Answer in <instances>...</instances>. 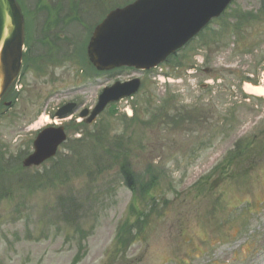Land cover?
<instances>
[{
    "label": "rangeland",
    "instance_id": "obj_1",
    "mask_svg": "<svg viewBox=\"0 0 264 264\" xmlns=\"http://www.w3.org/2000/svg\"><path fill=\"white\" fill-rule=\"evenodd\" d=\"M130 1L22 0L32 68L0 118V264H264V97H245V84L264 87V14L234 27L264 0H235L161 66L169 78L96 75L84 57L92 29ZM135 78L136 96L73 132L71 121L104 88ZM68 102L78 110L60 121L55 112ZM68 123L69 141L53 161L21 169L39 129ZM253 141L227 161L237 142ZM125 158L146 180L157 178L145 202L124 186ZM123 227L134 229L125 245Z\"/></svg>",
    "mask_w": 264,
    "mask_h": 264
},
{
    "label": "water",
    "instance_id": "obj_2",
    "mask_svg": "<svg viewBox=\"0 0 264 264\" xmlns=\"http://www.w3.org/2000/svg\"><path fill=\"white\" fill-rule=\"evenodd\" d=\"M233 0H137L113 10L94 29L86 48L89 63L97 72L121 68L150 71L192 40L212 19L219 18ZM17 0H0V100L12 89L21 70L26 28ZM140 87L139 80L116 83L106 88L88 123L105 107L130 97ZM70 104L57 116L75 109ZM85 110L81 113L84 118ZM66 140L63 128H48L34 142L35 152L24 162L26 168L52 158Z\"/></svg>",
    "mask_w": 264,
    "mask_h": 264
},
{
    "label": "trees",
    "instance_id": "obj_3",
    "mask_svg": "<svg viewBox=\"0 0 264 264\" xmlns=\"http://www.w3.org/2000/svg\"><path fill=\"white\" fill-rule=\"evenodd\" d=\"M247 19V18H245ZM254 20L255 21V17L253 15H249V19L247 20ZM74 123V122H72ZM84 124H75V127H72L71 129H75L73 130V132L78 131L79 127H83ZM97 142L99 143L100 138L96 137ZM87 137H83L82 140H76L77 143L81 144L84 142H87ZM253 142H244V143H239L236 145L235 151L227 158V161L229 163L233 162L234 159H238L240 157H242L252 146ZM20 166V165H19ZM118 167H119V171L120 174L122 175L126 186L133 192L135 199L141 201V202H145L146 200H148V198L150 197V191L153 190L156 187V177L155 176H151L148 180H146L142 175H138L136 172L133 171V169L131 168L128 159L125 158L124 160H122L120 163H118ZM154 202L153 198L149 199V203ZM151 205V204H150ZM156 206L154 205L152 210H150V213H152V211H155L153 209H155ZM149 214L146 212L142 213V218L143 221L145 222L149 219ZM127 227V226H125ZM125 227H123V231L127 232V235L131 234V228H129L128 230H125ZM124 234V233H123ZM130 241H132L133 239H129ZM122 245L126 244V241L121 242Z\"/></svg>",
    "mask_w": 264,
    "mask_h": 264
},
{
    "label": "bare ground",
    "instance_id": "obj_4",
    "mask_svg": "<svg viewBox=\"0 0 264 264\" xmlns=\"http://www.w3.org/2000/svg\"><path fill=\"white\" fill-rule=\"evenodd\" d=\"M245 92L259 97H264V87H257L251 84H245Z\"/></svg>",
    "mask_w": 264,
    "mask_h": 264
}]
</instances>
